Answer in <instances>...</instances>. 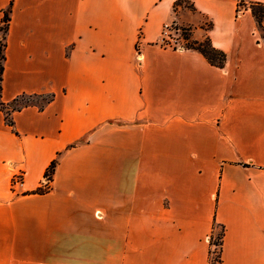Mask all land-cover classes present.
Returning <instances> with one entry per match:
<instances>
[{"label": "crops", "instance_id": "0c3cea01", "mask_svg": "<svg viewBox=\"0 0 264 264\" xmlns=\"http://www.w3.org/2000/svg\"><path fill=\"white\" fill-rule=\"evenodd\" d=\"M180 1L0 0V264H264V0Z\"/></svg>", "mask_w": 264, "mask_h": 264}, {"label": "trees", "instance_id": "16d2710c", "mask_svg": "<svg viewBox=\"0 0 264 264\" xmlns=\"http://www.w3.org/2000/svg\"><path fill=\"white\" fill-rule=\"evenodd\" d=\"M11 2H12V0H11ZM11 2H10V4H11ZM177 5H179V2L175 3L174 9H176ZM187 7L190 9H193V6L190 4ZM249 7H250V10H251L253 17L255 18V20L257 21V24H258L259 18H260V16H262V15H260V12L261 11L264 12V4L252 3V4H250ZM258 9L260 10V12L257 11ZM9 15H10V9L8 8L6 11H4V15H3V18L1 20V23L3 26H2V28H0V31L3 32V42L0 43V91H1V81H2V73H3V60H4V47H5L4 39H5V33L7 32L9 20H10ZM182 31H183V39L185 41H187V44L183 48L196 50V51L200 52L207 59V61L209 63H211L212 65H215L217 67H223L224 62H225V54L219 50H216L211 45L209 38H206L205 40L200 41V42L199 41H192L189 38V30L185 28V29H182ZM186 32H187V34H186ZM0 107H4V106L0 103ZM5 119H6V122L9 126H13V122L10 118H7V116H5ZM56 164H57V161L55 159L49 164V166L45 172V176L47 175L50 181L52 179ZM47 190L48 189L38 188L37 190H35L34 193L43 194ZM222 237H223V228H221V233L218 236L217 246L219 247V251L221 250ZM210 244H211V246L215 244L213 242L212 236L210 237ZM219 261H220V255H219L218 263H219Z\"/></svg>", "mask_w": 264, "mask_h": 264}, {"label": "rangeland", "instance_id": "374dc122", "mask_svg": "<svg viewBox=\"0 0 264 264\" xmlns=\"http://www.w3.org/2000/svg\"><path fill=\"white\" fill-rule=\"evenodd\" d=\"M179 4L181 6H188L189 5V0H181L179 2ZM257 11L260 12V10L258 9ZM263 13V14H262ZM260 18H259V22H258V32L261 35V37L264 39V12H260ZM176 29H178V31L176 32L174 39L177 41L175 47H179V48H183L186 44L187 41H185L183 39V31L182 29H185L186 27H180L178 25H174ZM187 34V32H186ZM3 42V32H0V43ZM159 44L161 45V42H159ZM48 99V97L44 96V97H21L18 98L16 102L12 103L10 106L8 107H0L1 109H5V113L7 118H9L11 109H17L20 108L21 106L27 104L28 102H32L34 104H42L45 103V101ZM221 233V228L217 227V233L215 234V236L213 237V242L215 243L212 246L211 249V264H218V260H219V255H220V251H219V247L217 246L218 243V236Z\"/></svg>", "mask_w": 264, "mask_h": 264}, {"label": "built area", "instance_id": "2783aa9c", "mask_svg": "<svg viewBox=\"0 0 264 264\" xmlns=\"http://www.w3.org/2000/svg\"><path fill=\"white\" fill-rule=\"evenodd\" d=\"M174 23H165L163 25L162 31H161V36H160V41L162 47H169L172 49H178L179 47H175L176 45V40L174 39V36L178 29L175 28ZM2 23L0 24V28H2ZM2 32V31H0ZM182 48V47H181ZM50 184V180L48 176L46 175L44 177V181L42 184V189H48ZM22 186V175L20 173L15 174L12 178V184L11 187L13 191L17 190L19 187Z\"/></svg>", "mask_w": 264, "mask_h": 264}]
</instances>
